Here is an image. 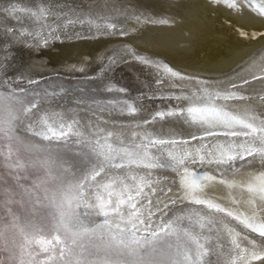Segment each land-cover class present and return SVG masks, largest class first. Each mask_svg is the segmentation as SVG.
<instances>
[{"label":"bare ground","instance_id":"obj_1","mask_svg":"<svg viewBox=\"0 0 264 264\" xmlns=\"http://www.w3.org/2000/svg\"><path fill=\"white\" fill-rule=\"evenodd\" d=\"M105 80L130 86L107 91L100 88ZM42 82L94 87L59 102L18 91ZM102 90L122 92L132 106L125 114L105 112L90 102ZM5 127L45 168L42 183L53 189L57 216L58 205L65 211L70 205L67 238L82 233L74 221L94 229L108 219L113 230L105 232L115 237L116 225L135 231L129 215L146 214L152 202L159 205L151 207L153 230L185 208L213 222L204 239L197 234L206 250L198 248L196 264H264V0H0V130ZM49 127L64 135L35 132ZM140 137L147 140L135 142ZM118 145L128 158L106 162L94 181L76 177L78 168L104 160L97 147L110 155ZM228 166L233 169L224 172ZM98 197L107 217L99 214ZM79 199L84 206L74 205ZM181 246L186 259L193 255Z\"/></svg>","mask_w":264,"mask_h":264},{"label":"rangeland","instance_id":"obj_2","mask_svg":"<svg viewBox=\"0 0 264 264\" xmlns=\"http://www.w3.org/2000/svg\"><path fill=\"white\" fill-rule=\"evenodd\" d=\"M44 82L31 90L26 88L18 91L31 93V99H37L39 96H49L59 102L61 99H66L67 95L69 97L80 96V93H84L87 87L90 86L83 82H75L72 86H64L61 85V83L51 85ZM100 85V88H104L107 91L111 90L113 87L127 90L130 83L127 80L112 82L105 80L101 81ZM93 87L94 86L89 87L90 90H92ZM107 91H101L104 95H93L90 102L100 106L105 112L113 109L121 114H125L123 109L132 106L128 98L124 97L122 92L112 96L107 95ZM33 93L39 96L36 97ZM72 99L77 101L75 97ZM157 120L158 117L156 119L154 118L152 121L155 123ZM49 129H51V131H49ZM58 131L61 132L63 129L49 127L43 132L39 130L35 132H39L38 134L40 135H53V132L57 133ZM129 131L130 130L127 132L125 131L124 133L125 139L131 137ZM100 132L101 131L93 133L98 134ZM89 133H91V131ZM145 139L146 138L140 137L135 140V142L144 141ZM76 140L81 141L82 139L77 138ZM58 143L51 142L50 145L53 146ZM68 143H70V141L61 140L60 145ZM27 147V143L21 141L9 127L0 130V264H25L30 261L39 264H86L87 261H92L93 264H96L97 261L104 258L103 254L105 249L101 247V240H106L110 234L107 232L103 234L97 232L95 235L88 233L79 236L78 239H70L65 236L66 234L62 230L51 231L50 233L49 230L56 223L55 218L59 217L56 214L57 209H54V206L51 205H54L53 192H51L53 189H48L49 187L44 188L42 180L46 173L44 171L45 168L43 166L39 167L29 158L30 150ZM55 147L58 148L59 145ZM59 148H61V146ZM96 149L104 152V149L101 147H97ZM114 149L115 150L110 154L114 159H110L107 162L113 163L128 158V154L121 151L119 145ZM37 150L43 153L39 148ZM103 159L105 160V157H103ZM51 167L57 170L64 169L65 177H67V175H69V177L71 176V173H66L67 167L63 165L59 166L55 164ZM92 167L93 166L84 165V167L78 168L76 177H82V175L90 173ZM232 169L228 166L224 168V172H229ZM173 177L175 179L178 178L176 175L168 176V178L174 181L175 179ZM82 193L83 191L81 190L80 195H82ZM191 200L192 199H189L192 203ZM79 201L80 203L74 202V205L84 206L80 199ZM66 207L68 208L70 205ZM67 208L66 211L68 210ZM86 213L87 215L89 214L88 208L85 214ZM75 215L78 219H80V217L84 218L83 214L80 212H77ZM180 215L175 213L167 222V227L164 226V229L162 228V231L160 229L155 230L158 233L157 238L150 244H143L137 250L135 256L132 257L131 255V258H135V261L137 259L151 261L152 264H196V261L201 262L202 258L198 255V248L206 250V247L203 243H199L197 234L200 239H202L201 237L204 239L206 237V232L203 230L207 225V227L210 228H212L211 226L214 227V224L206 219H201V222L198 215L189 208H185ZM235 222L239 225V221L235 220ZM74 223L76 225L77 221H74ZM71 226L68 225V231L70 232L73 229H71ZM178 228H180L182 232H180V230L178 231ZM150 235L151 233L145 237H149ZM56 236L60 237V243H57L54 239ZM41 238H45L46 241L52 240V244L41 245L37 242L40 241ZM174 241L180 245L177 247L178 251L175 250V252L174 247L170 243ZM182 244L191 247L192 251L195 253L193 252V255L191 254V256L186 259L182 254L185 249L181 246ZM45 249H47V251H45ZM31 252H33V255H31ZM129 255L130 253L125 250V252L121 253V258L128 259L127 256Z\"/></svg>","mask_w":264,"mask_h":264},{"label":"snow or ice","instance_id":"obj_3","mask_svg":"<svg viewBox=\"0 0 264 264\" xmlns=\"http://www.w3.org/2000/svg\"><path fill=\"white\" fill-rule=\"evenodd\" d=\"M214 2H216V0H214ZM189 113H193V112H199V111H209L208 109H195V108H189L188 109ZM157 115L159 116H163L164 113H158ZM168 115H173V113H168ZM248 127H252L251 125H248ZM49 131H51V129H49ZM204 131L208 134V135H213L214 133L210 130L205 128ZM253 131H255V129H253ZM261 131H264V128L261 129ZM226 134H230V135H238V133L236 132H230V133H226ZM56 134L53 132V136H55ZM61 136L64 135L63 132H61L60 134ZM245 135H247V133H245ZM47 138V137H45ZM195 139V137H194ZM157 143H163V141H158ZM99 155H103L105 157L104 161H98V163L96 165H93L92 170L90 173H87L83 179L84 180H95L97 176H100L101 173H103L105 171L104 169V164L110 160V159H114V157L108 155L107 153L101 151L99 153ZM211 163V162H210ZM152 166V165H149ZM115 167H121V165H115ZM80 185H77V187H79ZM107 187V185L105 186ZM139 194V193H138ZM98 199L100 200V203L98 205L99 207V214L103 215L104 217L108 216V212L105 210V203L102 200V198L98 197ZM132 197H129V202H131ZM119 203H124V201H120ZM195 203L197 204H203L206 203V201H201V200H196ZM152 206H156L157 208H159V205L156 204H152V202H149V209L147 211V213H140L139 215H137L135 212L131 213L129 215V223L132 224V229H135V231L131 230V229H120L119 225L115 226L116 231H118L120 233L119 237H115V236H109L106 240L102 239L101 240V247H103L105 249L104 251V258L97 261L96 264H152L151 261H144V260H140L137 259L135 262L131 261V260H125L121 258V253L125 252V250H127V252H129L132 256H135L137 253V250L145 243H151L153 240H155L157 238V231L153 230V225H152V216L154 215V213L151 211V207ZM210 207H215L218 211L223 212L224 210L222 208H220L218 205H211L209 204ZM58 207L61 209L60 211V216L56 219V223L55 225L49 230L50 233L51 231H63L65 234H67L68 231V225H67V221L69 220V215L68 213L64 210V206L63 205H58ZM130 207L135 209V204H131L130 203ZM165 207H167V205H165ZM119 209V204H117L116 208L112 209V211H118ZM139 211V210H137ZM162 211V210H161ZM228 215H231V213H228ZM135 216V221L132 220V217ZM141 216H143V219H141ZM77 228L82 229V233L81 232H77L74 233L73 236L74 238L78 239L79 236L81 234H88L91 233L92 235H95L98 231L100 233H104L105 229L108 230V232H112L113 230V226L109 223L108 219H105L101 224L97 225L96 228L94 229H87L85 228L82 224H80L78 221L75 225ZM249 227H252L251 225H248ZM165 227H167V225H165ZM141 230L148 232L151 230V235L149 237H144V236H138L137 233L140 232ZM163 230V229H161ZM255 230V229H254ZM260 235L262 237H264V228H262L260 230ZM54 239L57 241V243H60V237L56 236L54 237ZM38 243H40L41 245L44 244H52V240H48V241H44V240H40L37 241ZM75 242V239H74ZM45 251H47V249H45ZM255 260H259L262 257L258 256V255H253L252 257ZM86 264H93L92 261H87Z\"/></svg>","mask_w":264,"mask_h":264}]
</instances>
